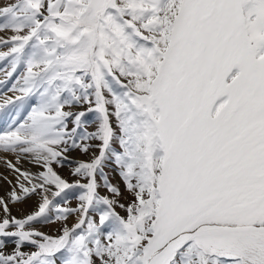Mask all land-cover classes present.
<instances>
[{
    "label": "snow or ice",
    "instance_id": "6c2138e0",
    "mask_svg": "<svg viewBox=\"0 0 264 264\" xmlns=\"http://www.w3.org/2000/svg\"><path fill=\"white\" fill-rule=\"evenodd\" d=\"M0 32V152L41 169L6 161L0 264H264V0H0Z\"/></svg>",
    "mask_w": 264,
    "mask_h": 264
},
{
    "label": "bare ground",
    "instance_id": "6f19581e",
    "mask_svg": "<svg viewBox=\"0 0 264 264\" xmlns=\"http://www.w3.org/2000/svg\"><path fill=\"white\" fill-rule=\"evenodd\" d=\"M5 82V79H1ZM1 85V84H0ZM3 100V99H2ZM0 121H2V128L4 127V118L3 113L0 111ZM6 161H11L12 163L16 164L17 167L21 168L24 171L32 172L31 168V159L29 157H23L17 162L16 154L11 152H0V196H7V193L11 190L12 185L8 183V180H11L13 184L15 183V177L16 174L13 172L12 169H10ZM4 177H7V180L4 179ZM39 202V196H32L28 200H26L23 204H16L12 206L13 214H19L22 215L26 213L27 211H31L37 207V204ZM75 219H71L70 223H74Z\"/></svg>",
    "mask_w": 264,
    "mask_h": 264
},
{
    "label": "rangeland",
    "instance_id": "374dc122",
    "mask_svg": "<svg viewBox=\"0 0 264 264\" xmlns=\"http://www.w3.org/2000/svg\"><path fill=\"white\" fill-rule=\"evenodd\" d=\"M1 33H5V34H7V33H9V32H1ZM1 33H0V36H1ZM1 47H3V46H1ZM3 51H7V48L6 47H3V49L2 48H0V52H3ZM9 71H11V65H10V63L8 62V61H0V78L1 77H3L4 79H6V81H5V84H4V86H5V88H3L1 91H0V97H5V96H7V95H20V93L19 92H17V91H12L11 89H12V86H13V84H15L16 83V81H17V78L19 77V75H20V73L23 71V69L22 68H20V69H18L17 70V72L16 73H13V75L11 76V77H8L7 76V72H9ZM31 103H34V100H31V101H29V104H31ZM28 106H26V108H27ZM30 110V109H29ZM25 114V113H24ZM93 119V117H89V120L91 121ZM70 127H71V125H70ZM95 129V127L93 126V127H91V130H94ZM76 152H78V154H81L82 156H85V158H84V160H86V159H88L89 158V156H90V153L89 154H85V153H83V152H81L79 149H74V150H71L69 153H76ZM68 153V154H69ZM72 167H74V165H72ZM56 170L60 173V174H64V175H66L67 176V178H70V176H71V172H70V167L68 166V165H66L64 168H60L59 166H56ZM111 173H112V171H111ZM112 175H113V173H112ZM113 177H116L115 175H113ZM76 177H73L72 176V180H74ZM113 179V178H112ZM116 182H118V180H119V178L118 177H116ZM106 191V190H105ZM102 194H104V193H102ZM76 195H78V193L76 194ZM73 197H75L74 195H70V198H73ZM78 203H79V201H78ZM78 203H76V201H70V202H68V204H73L74 206H76ZM27 212H29V211H27ZM26 212V213H27ZM14 215H19V214H14ZM23 215V214H22ZM19 216H21V215H19ZM73 219H75L76 220V218L75 217H72ZM72 218H70L69 219V223H70V220L72 219ZM59 223V221H55V224H56V228H60L61 227V223H59L60 224V227L59 226H57V224ZM70 225H71V223H70ZM58 232H59V229H58Z\"/></svg>",
    "mask_w": 264,
    "mask_h": 264
}]
</instances>
